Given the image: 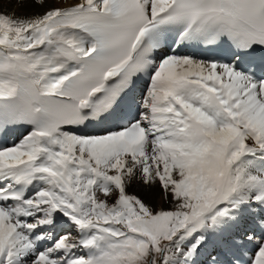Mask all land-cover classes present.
Returning a JSON list of instances; mask_svg holds the SVG:
<instances>
[{"label":"snow or ice","instance_id":"6c2138e0","mask_svg":"<svg viewBox=\"0 0 264 264\" xmlns=\"http://www.w3.org/2000/svg\"><path fill=\"white\" fill-rule=\"evenodd\" d=\"M9 131L0 264H264V0H0Z\"/></svg>","mask_w":264,"mask_h":264},{"label":"bare ground","instance_id":"6f19581e","mask_svg":"<svg viewBox=\"0 0 264 264\" xmlns=\"http://www.w3.org/2000/svg\"><path fill=\"white\" fill-rule=\"evenodd\" d=\"M42 11V10H41ZM91 132V131H90ZM150 190V191H149ZM129 194H134L140 197L146 204L150 205L154 209L164 208L168 210L172 205L168 204L167 202H162L159 198V195H153L155 190L153 189H146L140 184H133L127 188ZM201 259H203L201 257Z\"/></svg>","mask_w":264,"mask_h":264},{"label":"rangeland","instance_id":"374dc122","mask_svg":"<svg viewBox=\"0 0 264 264\" xmlns=\"http://www.w3.org/2000/svg\"><path fill=\"white\" fill-rule=\"evenodd\" d=\"M149 191H150V190H149ZM171 207H172V206H171ZM171 207H170L169 209H171ZM169 209H168V210H169Z\"/></svg>","mask_w":264,"mask_h":264}]
</instances>
